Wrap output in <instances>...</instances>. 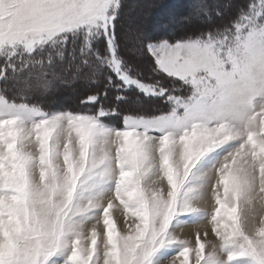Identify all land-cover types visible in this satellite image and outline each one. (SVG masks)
I'll return each mask as SVG.
<instances>
[{
  "label": "snow or ice",
  "instance_id": "snow-or-ice-1",
  "mask_svg": "<svg viewBox=\"0 0 264 264\" xmlns=\"http://www.w3.org/2000/svg\"><path fill=\"white\" fill-rule=\"evenodd\" d=\"M122 8L0 0V264H264V0L159 36Z\"/></svg>",
  "mask_w": 264,
  "mask_h": 264
},
{
  "label": "rangeland",
  "instance_id": "rangeland-1",
  "mask_svg": "<svg viewBox=\"0 0 264 264\" xmlns=\"http://www.w3.org/2000/svg\"><path fill=\"white\" fill-rule=\"evenodd\" d=\"M239 0H233L234 3H239ZM123 8L121 10V22L120 26L125 30L128 28L135 29L136 27L142 28L144 31L150 33L154 36L159 35H173L176 34L174 29L179 28L181 22H185V17L190 15L193 8L194 0H122ZM225 0H203L206 5L208 12L213 14L215 17V12L218 5H222ZM167 19L165 23L164 21ZM199 22H203L202 20ZM61 89L69 90V94L77 92V89L72 87H66L57 85L51 94H46V99L44 100V106L46 108H52V106H64L62 108L75 109L74 106L79 104V97H56L57 92ZM64 103H70L65 106ZM135 106L130 103V108L134 109ZM202 207L210 206L209 203H202ZM206 222L200 224H187L181 229L176 230V234L183 239H189L192 241L193 246L195 244V233L197 230L201 232L202 239L203 232L206 227ZM207 241H214V236L209 234L206 238ZM210 250V244H207L206 251ZM167 264V262H166ZM177 264L179 262L177 261Z\"/></svg>",
  "mask_w": 264,
  "mask_h": 264
},
{
  "label": "trees",
  "instance_id": "trees-1",
  "mask_svg": "<svg viewBox=\"0 0 264 264\" xmlns=\"http://www.w3.org/2000/svg\"><path fill=\"white\" fill-rule=\"evenodd\" d=\"M238 2H242V0H239ZM231 14H234V9H233V11H232V13H230L229 15H231ZM228 17L226 16L225 17V19H227ZM167 21V19H165L164 21H162L163 23H165ZM219 22V21H218ZM200 23H203V22H200ZM179 27H180V29L179 28H176V29H174V32L176 33V34H182L184 31H186L187 30V28L189 27V25L188 24H186V23H183V22H181L180 24H179ZM69 90H67V89H61V90H59L58 92H57V95H56V97H58L59 99L60 98H64V97H69V96H72V97H74V98H76V97H79V93H78V91L77 92H75V93H71V94H69ZM65 104V106L66 105H68V104H70V103H64ZM162 106V105H161ZM62 107H64L63 105L62 106H52V108H62ZM80 107V103L78 104V105H76V107L74 106V108L75 109H77V108H79ZM121 108L122 109H128V108H130V103H128V104H122L121 105Z\"/></svg>",
  "mask_w": 264,
  "mask_h": 264
}]
</instances>
